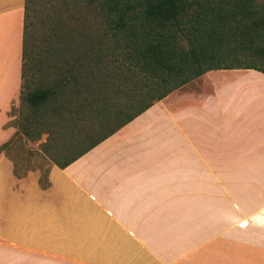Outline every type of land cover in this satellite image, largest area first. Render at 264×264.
Masks as SVG:
<instances>
[{
  "label": "crops",
  "instance_id": "0c3cea01",
  "mask_svg": "<svg viewBox=\"0 0 264 264\" xmlns=\"http://www.w3.org/2000/svg\"><path fill=\"white\" fill-rule=\"evenodd\" d=\"M22 12L23 0H0V146L16 132ZM204 75L63 169L47 166L41 183L38 167L20 170L1 149L0 264H191L161 260L141 238L160 233L153 221L189 219L183 206L216 203L238 206L239 264H264V75Z\"/></svg>",
  "mask_w": 264,
  "mask_h": 264
},
{
  "label": "trees",
  "instance_id": "16d2710c",
  "mask_svg": "<svg viewBox=\"0 0 264 264\" xmlns=\"http://www.w3.org/2000/svg\"><path fill=\"white\" fill-rule=\"evenodd\" d=\"M53 1L61 12L51 9ZM71 3L91 10L98 26L79 35L83 48L74 56L69 30H62ZM34 17L38 59L28 48ZM216 70L264 75V0H23L15 134H45L42 157L63 169L155 102Z\"/></svg>",
  "mask_w": 264,
  "mask_h": 264
},
{
  "label": "rangeland",
  "instance_id": "374dc122",
  "mask_svg": "<svg viewBox=\"0 0 264 264\" xmlns=\"http://www.w3.org/2000/svg\"><path fill=\"white\" fill-rule=\"evenodd\" d=\"M43 1V0H42ZM52 8H55L58 4L52 2ZM36 4V3H35ZM42 4V3H41ZM60 5L57 6L56 12H61ZM37 4L35 5V12L38 11ZM50 7V5L45 8ZM83 10L79 7L78 3H71L68 6V13L63 22V32H66L71 42L69 55L74 56L80 48H83V40H79L78 37L90 35L93 29H96L97 18H94L90 13L91 10L85 8ZM68 14L74 15L70 17ZM39 17H34L31 25L36 28L35 37L33 36L31 45L29 44V56L38 59L35 56L37 52L35 44L38 41L37 31L39 26L35 24L38 22ZM34 23V24H33ZM42 34H47L42 33ZM80 42L78 46L74 42ZM52 43V42H49ZM34 44V45H33ZM46 43L43 44L45 46ZM70 57V56H69ZM68 57V60H69ZM66 58V57H65ZM72 59V58H71ZM45 62H49L50 59L47 55L44 56ZM69 60L68 62H70ZM218 71V70H216ZM214 73V72H213ZM217 74H212L210 79H214ZM209 76V75H207ZM206 75L194 79L184 85L180 91L190 92L194 91L197 87L208 84ZM10 118L12 119L11 125L16 127L17 108L10 110ZM46 135L42 134L38 140H28L20 133H16L8 144L2 148V150L17 164L20 170L29 168H39L42 171L51 164L47 159L43 158L39 146L45 140ZM239 190H231V199L236 200L239 196ZM217 196V195H216ZM243 197L246 193H243ZM220 200L221 198H216ZM175 214L168 213L167 216H173ZM181 216L188 217L189 219L182 220H167L161 221V225L158 226V222L153 221L154 227L159 230V234L144 236L141 238L144 245L151 248L154 254L161 260L166 262H192L191 264H239L238 259V206L237 204L226 205L223 203H216L210 205H199L198 208L193 210L192 214L190 206H183ZM152 227V226H151ZM153 229V227H152Z\"/></svg>",
  "mask_w": 264,
  "mask_h": 264
}]
</instances>
